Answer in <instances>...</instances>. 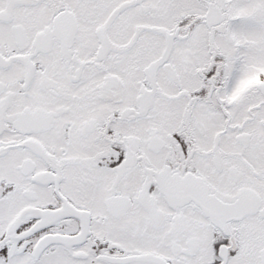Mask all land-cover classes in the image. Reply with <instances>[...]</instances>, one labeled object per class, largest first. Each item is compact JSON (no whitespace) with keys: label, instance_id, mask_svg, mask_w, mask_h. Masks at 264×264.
I'll return each instance as SVG.
<instances>
[{"label":"snow or ice","instance_id":"6c2138e0","mask_svg":"<svg viewBox=\"0 0 264 264\" xmlns=\"http://www.w3.org/2000/svg\"><path fill=\"white\" fill-rule=\"evenodd\" d=\"M0 264H264V0H0Z\"/></svg>","mask_w":264,"mask_h":264}]
</instances>
